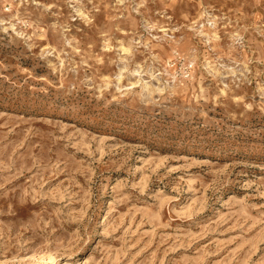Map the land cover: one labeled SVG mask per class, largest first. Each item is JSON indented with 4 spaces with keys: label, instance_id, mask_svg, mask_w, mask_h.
<instances>
[{
    "label": "rangeland",
    "instance_id": "374dc122",
    "mask_svg": "<svg viewBox=\"0 0 264 264\" xmlns=\"http://www.w3.org/2000/svg\"><path fill=\"white\" fill-rule=\"evenodd\" d=\"M0 264H264V0H0Z\"/></svg>",
    "mask_w": 264,
    "mask_h": 264
}]
</instances>
